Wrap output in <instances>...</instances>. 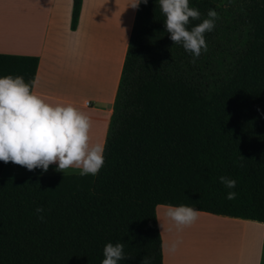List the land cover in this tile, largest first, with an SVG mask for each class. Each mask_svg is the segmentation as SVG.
Segmentation results:
<instances>
[{
	"label": "trees",
	"instance_id": "trees-1",
	"mask_svg": "<svg viewBox=\"0 0 264 264\" xmlns=\"http://www.w3.org/2000/svg\"><path fill=\"white\" fill-rule=\"evenodd\" d=\"M235 1L244 39L227 85L210 98L188 78L192 63L173 53L159 4L139 5L102 168L0 177V264H101L109 242L124 244L119 264H162L157 204L264 222V0ZM80 5L71 0V30ZM36 65L35 55L0 53V77L32 82Z\"/></svg>",
	"mask_w": 264,
	"mask_h": 264
},
{
	"label": "crops",
	"instance_id": "crops-1",
	"mask_svg": "<svg viewBox=\"0 0 264 264\" xmlns=\"http://www.w3.org/2000/svg\"><path fill=\"white\" fill-rule=\"evenodd\" d=\"M130 2L81 0L77 23L71 30V0H0V53L35 55L32 90L50 104L71 103L89 115L93 143H104L136 10L128 7ZM56 168L52 164L46 172L39 168L28 171L3 162L0 177L63 174ZM165 206H155L162 264H209L196 258L179 260L172 252L164 251L159 218L167 220ZM199 212L198 218L238 229L239 249L244 254L228 264H262L264 222Z\"/></svg>",
	"mask_w": 264,
	"mask_h": 264
},
{
	"label": "clouds",
	"instance_id": "clouds-1",
	"mask_svg": "<svg viewBox=\"0 0 264 264\" xmlns=\"http://www.w3.org/2000/svg\"><path fill=\"white\" fill-rule=\"evenodd\" d=\"M141 3L147 4L148 0H131L128 7L138 9ZM159 6L173 44L182 45L194 58L207 51L205 33L214 29L219 18L215 10L210 9L207 18L189 29L190 21L201 16L198 9L190 7L189 0H159ZM33 86L34 82H25L19 75L0 77V161L28 171L39 168L46 172L50 165L56 164V171L63 174L72 175L73 171L69 170H77L82 177L97 175L104 164L105 143L92 142L90 116L71 103L46 102L32 90ZM241 159L244 158L241 156ZM219 179L229 189L237 185L229 177ZM236 197V192L229 191L226 198ZM165 207L164 215L177 231L193 224L200 215L198 209L183 204ZM43 211L41 207L36 208L37 213ZM179 243L172 240L164 247L174 252ZM103 256L101 264H119L128 258L120 242L107 243ZM143 264H147L146 259Z\"/></svg>",
	"mask_w": 264,
	"mask_h": 264
},
{
	"label": "rangeland",
	"instance_id": "rangeland-1",
	"mask_svg": "<svg viewBox=\"0 0 264 264\" xmlns=\"http://www.w3.org/2000/svg\"><path fill=\"white\" fill-rule=\"evenodd\" d=\"M159 4V0H151ZM190 7L201 13L199 20L190 21L189 29L207 18L210 9L218 13V19L211 32L205 33L207 51L194 58L182 45L173 44L172 51L184 67L189 62L193 69L187 76L194 83L199 94L205 98L216 95L223 89L231 75L234 58L238 55L245 34V25L241 21L240 7L235 0H189ZM195 59V62L193 60ZM159 208H156L158 214ZM162 230V248L172 240H179L172 252L177 259H200L209 264H228L244 251L239 249L238 229L226 226L207 218H198L190 226L177 231L168 220L159 218ZM165 227V229H164ZM172 227V231L169 228Z\"/></svg>",
	"mask_w": 264,
	"mask_h": 264
},
{
	"label": "built area",
	"instance_id": "built-area-1",
	"mask_svg": "<svg viewBox=\"0 0 264 264\" xmlns=\"http://www.w3.org/2000/svg\"><path fill=\"white\" fill-rule=\"evenodd\" d=\"M85 103H87V102L85 101Z\"/></svg>",
	"mask_w": 264,
	"mask_h": 264
}]
</instances>
